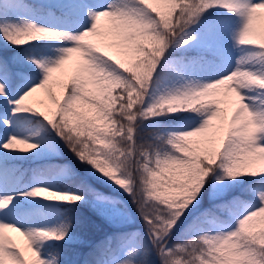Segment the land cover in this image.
I'll use <instances>...</instances> for the list:
<instances>
[{"label": "snow or ice", "instance_id": "1", "mask_svg": "<svg viewBox=\"0 0 264 264\" xmlns=\"http://www.w3.org/2000/svg\"><path fill=\"white\" fill-rule=\"evenodd\" d=\"M7 2L0 264H264V0Z\"/></svg>", "mask_w": 264, "mask_h": 264}, {"label": "rangeland", "instance_id": "2", "mask_svg": "<svg viewBox=\"0 0 264 264\" xmlns=\"http://www.w3.org/2000/svg\"><path fill=\"white\" fill-rule=\"evenodd\" d=\"M13 7L11 4H9L7 2V0H1V10L3 11L4 14H7L10 10V8ZM226 16H231V14H226ZM237 17H232V20H237ZM109 23V21H107L105 18H102L100 21V25L104 26L105 24ZM263 22L261 19H259V17L257 18V20L254 23V30L261 33V30L263 28ZM248 49L245 47H239V48H235L232 50V54H231V58L228 62V64L226 65V67L230 70L232 67H234L236 65V59L237 58H244L248 55ZM78 56V54L73 53L70 57V59L68 61L65 62V65H62L61 68L63 69L65 66H71L74 63L75 58ZM245 67H252L255 69H264V63H260L254 60H250L247 61L244 65ZM60 70H57V73ZM72 74H77V75H85L84 73L80 72L77 68L73 67L72 68ZM90 89L94 90L98 95L99 92L97 89H95L92 85L88 86ZM160 91V89H157V92ZM243 92V94L245 95V102L247 104H249V106L253 109H258V108H264V89H259L258 87L255 86H249L246 88H243L241 90ZM35 96L40 98V97H46V92L44 89H39L37 90V92L35 93ZM206 99V98H205ZM176 114V113H173ZM173 114H168L165 117L171 116ZM160 116H153L150 117L151 122H158V118ZM169 130H175V129H169ZM13 150H17V151H21V152H26V151H30L31 149H29L28 144L27 143H16L14 145ZM41 197H28L26 199H45V198H49V193L47 192H41ZM51 198H55V197H51ZM125 199H127V197H125ZM139 225L141 226V228H143V224L140 223L138 221L137 223V227H139ZM180 225V224H178ZM8 230H5V232H7ZM8 235V234H7ZM13 237V239L16 241V243L21 246L22 248H24L26 241L24 239L23 236H21L19 233L16 232H12V235H10ZM26 254L27 250L25 249Z\"/></svg>", "mask_w": 264, "mask_h": 264}, {"label": "trees", "instance_id": "3", "mask_svg": "<svg viewBox=\"0 0 264 264\" xmlns=\"http://www.w3.org/2000/svg\"><path fill=\"white\" fill-rule=\"evenodd\" d=\"M150 3L152 5V7L157 8L161 12L167 13V10H168V7L169 6L167 4H165L163 2V0H150ZM0 10H1V2H0ZM208 12L209 13H212V12H214V10L210 8L208 10ZM221 12L223 13V10H221ZM223 14L226 15V14H230V13H223ZM258 14H259L258 15L259 19H261L262 22H263V24H262L263 25V28L261 30V33H264V9H259L258 10ZM6 47L8 48L9 51H11V46L6 45L3 40H0V53H2L5 50ZM57 74H58L57 72H54L53 73V76H55ZM52 91H53V93H55V94L58 95V88L55 85L52 86ZM91 91H92V94L98 96V94L95 91H93L92 89H91ZM45 92H46V96H47V91L45 90ZM85 107H87V105H85ZM89 114H91V113H89ZM177 114L178 113L173 114V115L168 116V117L160 116L158 118V122L157 123H159L161 125L166 124V123L170 122L172 120V118L174 116H176ZM149 121H151L150 118H149ZM149 121H145V123H148ZM69 156H70V154H69ZM100 227H101V230H103V227L104 226L101 225ZM139 227L141 228L140 225H139ZM182 227H183V224H180V225L177 226L176 231L173 233V240H175L177 238V234L180 232V230H181Z\"/></svg>", "mask_w": 264, "mask_h": 264}, {"label": "bare ground", "instance_id": "4", "mask_svg": "<svg viewBox=\"0 0 264 264\" xmlns=\"http://www.w3.org/2000/svg\"><path fill=\"white\" fill-rule=\"evenodd\" d=\"M12 235V231H10V230H8L7 232H6V235Z\"/></svg>", "mask_w": 264, "mask_h": 264}]
</instances>
